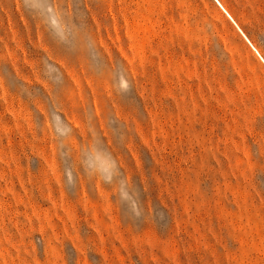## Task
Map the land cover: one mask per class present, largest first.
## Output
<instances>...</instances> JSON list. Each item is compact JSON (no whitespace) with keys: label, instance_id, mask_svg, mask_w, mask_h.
<instances>
[{"label":"rangeland","instance_id":"obj_1","mask_svg":"<svg viewBox=\"0 0 264 264\" xmlns=\"http://www.w3.org/2000/svg\"><path fill=\"white\" fill-rule=\"evenodd\" d=\"M0 264H264V0H0Z\"/></svg>","mask_w":264,"mask_h":264}]
</instances>
